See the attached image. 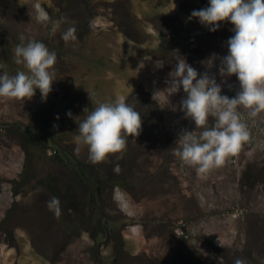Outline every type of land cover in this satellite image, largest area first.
<instances>
[{
    "label": "rangeland",
    "instance_id": "1",
    "mask_svg": "<svg viewBox=\"0 0 264 264\" xmlns=\"http://www.w3.org/2000/svg\"><path fill=\"white\" fill-rule=\"evenodd\" d=\"M207 3L0 0V72L25 70L14 55L21 37L57 57L46 101L36 90L0 102V264H264V120L239 109L248 141L202 180L174 154L182 130H195L179 111L185 94L166 108L154 95L178 55L203 73L201 61L227 54L231 24L212 33L188 19ZM218 67L231 98L239 83ZM118 96L140 113V133L94 164L85 146L76 151L78 125L85 108ZM75 167L92 178L79 182Z\"/></svg>",
    "mask_w": 264,
    "mask_h": 264
},
{
    "label": "clouds",
    "instance_id": "2",
    "mask_svg": "<svg viewBox=\"0 0 264 264\" xmlns=\"http://www.w3.org/2000/svg\"><path fill=\"white\" fill-rule=\"evenodd\" d=\"M188 19L196 20L212 33L222 24L229 23L233 33L226 42V55L221 57L213 53L201 61L206 68L203 73L178 55L168 73L166 87L154 94L161 95L164 108L170 105L171 96L181 90L185 94L179 102V111L186 120L194 123L195 130H182L174 154L203 180L212 169L222 166L227 157L239 153L248 141L249 131L241 120L239 109L247 110L250 118L264 120L261 115L264 113V0H208L206 7L193 10ZM55 31L53 27L52 34ZM61 38L66 43L75 41V28H68ZM20 39L21 43L14 50L15 63L26 71L20 70L11 76L0 72V102L30 100L36 90L42 101H46L57 80L56 53L49 51L43 42ZM217 61L222 80L235 76L239 83V90L231 98L222 95V84L211 73ZM172 110L177 108L173 106ZM84 113L87 115L78 125L74 142L77 152L81 146L86 147L88 159L94 164L123 150L126 138L138 136L141 130L140 113L123 96L101 102L91 110L85 108ZM47 207L55 216L61 214L57 197L50 198ZM235 264H245V261L237 259Z\"/></svg>",
    "mask_w": 264,
    "mask_h": 264
},
{
    "label": "trees",
    "instance_id": "3",
    "mask_svg": "<svg viewBox=\"0 0 264 264\" xmlns=\"http://www.w3.org/2000/svg\"><path fill=\"white\" fill-rule=\"evenodd\" d=\"M36 155H38V154L36 153ZM52 157H49V158H52ZM52 160L57 162L58 159L52 158ZM61 163H63V162H61ZM68 165H69V162H68ZM73 174H74L75 178H77L79 180V182L86 181L85 179H87V177H89L90 179L92 178V176L88 175V173L86 174L85 172H83V170L81 168H77V167L74 168ZM91 185H92V188H94L95 184H91Z\"/></svg>",
    "mask_w": 264,
    "mask_h": 264
}]
</instances>
